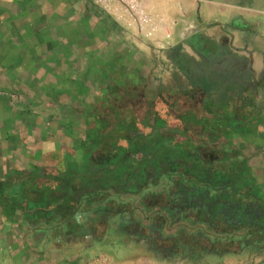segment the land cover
I'll list each match as a JSON object with an SVG mask.
<instances>
[{"label": "crops", "instance_id": "0c3cea01", "mask_svg": "<svg viewBox=\"0 0 264 264\" xmlns=\"http://www.w3.org/2000/svg\"><path fill=\"white\" fill-rule=\"evenodd\" d=\"M145 3L0 0V264H264V0Z\"/></svg>", "mask_w": 264, "mask_h": 264}, {"label": "rangeland", "instance_id": "374dc122", "mask_svg": "<svg viewBox=\"0 0 264 264\" xmlns=\"http://www.w3.org/2000/svg\"><path fill=\"white\" fill-rule=\"evenodd\" d=\"M211 1H213V2H215V1H220V0H211ZM226 1H228V2H230V3H232L233 5H235V6H240V5H242V4H244V3H252L253 2V0H226ZM93 2L96 4V5H99V6H101L100 4H97L96 3V0H93ZM178 153V152H177ZM174 155H175V152L173 153ZM153 161H151V163H152ZM148 164H146V166H147ZM200 240H196V242L198 243ZM234 241H236V242H238V240H234ZM203 243V242H202ZM229 245H227V248L228 249H232L233 251H236V250H238L239 249V246H236V244L237 243H235L234 244V246L233 247H231L232 245H230V244H233V243H228ZM204 246V247H203ZM185 247V249H186V251H187V248H188V246L186 245V246H184ZM206 248V250L207 249H209V245H207L205 242L202 244V245H199V244H197V245H194L193 246V248L196 250L195 252H197L198 253V251H200V250H198V249H200V248ZM221 247V246H220ZM178 248H174V251L176 250V251H178V252H181L182 250V248H179L178 250H177ZM184 250V249H183ZM201 252V251H200ZM199 252V253H200ZM144 253H146V252H144ZM144 253H142V254H144ZM168 253V255H166L165 253H164V258H161V255L162 254H156V255H150V254H148L149 256H150V258H149V260H148V262L149 263H147V264H209L210 262H211V260H209V258H206V259H204V260H195V258H194V255H192V256H190V253L187 251V252H182V253H180L179 254V256L177 255L176 257H174V259L172 260L171 259V253L170 252H167ZM256 255L255 257H258V258H264V256H263V254H262V252L261 251H253L252 252V255H254V254ZM158 255V256H157ZM139 256H140V259H139ZM195 256H197V258L199 259L200 257L201 258H203V257H205L206 255H203V256H201V255H198V254H195ZM158 257V258H157ZM144 258L145 257H143L140 253H138V259H136V260H133L132 261V264L134 263V264H145V261H144ZM182 258V259H181ZM159 259H163V260H159ZM177 259V260H176ZM215 261H212V263L211 264H213Z\"/></svg>", "mask_w": 264, "mask_h": 264}, {"label": "built area", "instance_id": "2783aa9c", "mask_svg": "<svg viewBox=\"0 0 264 264\" xmlns=\"http://www.w3.org/2000/svg\"><path fill=\"white\" fill-rule=\"evenodd\" d=\"M113 1L124 7L129 16L138 23L141 32L150 24L149 14L145 10V0H96V3L105 5Z\"/></svg>", "mask_w": 264, "mask_h": 264}, {"label": "flooded vegetation", "instance_id": "af4514ba", "mask_svg": "<svg viewBox=\"0 0 264 264\" xmlns=\"http://www.w3.org/2000/svg\"><path fill=\"white\" fill-rule=\"evenodd\" d=\"M176 246L177 245L171 239H166V238H161L160 240L156 242V246L153 245V247L156 249L154 252H157L158 254H163V255L164 253L168 255L167 252H170L171 253L170 255H173L174 248H177ZM194 254L195 253L192 252V255Z\"/></svg>", "mask_w": 264, "mask_h": 264}]
</instances>
